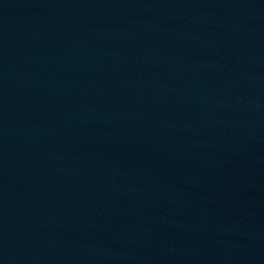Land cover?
I'll return each mask as SVG.
<instances>
[{
	"label": "water",
	"instance_id": "obj_1",
	"mask_svg": "<svg viewBox=\"0 0 264 264\" xmlns=\"http://www.w3.org/2000/svg\"><path fill=\"white\" fill-rule=\"evenodd\" d=\"M0 264H264V0H0Z\"/></svg>",
	"mask_w": 264,
	"mask_h": 264
}]
</instances>
